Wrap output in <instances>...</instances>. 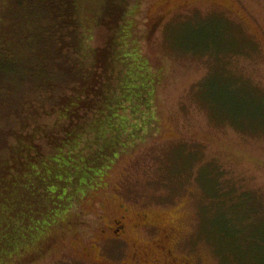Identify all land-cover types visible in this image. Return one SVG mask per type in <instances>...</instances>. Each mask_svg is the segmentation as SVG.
Listing matches in <instances>:
<instances>
[{
    "label": "rangeland",
    "instance_id": "1",
    "mask_svg": "<svg viewBox=\"0 0 264 264\" xmlns=\"http://www.w3.org/2000/svg\"><path fill=\"white\" fill-rule=\"evenodd\" d=\"M106 1L77 0L85 50ZM127 1L111 106L45 148L51 197L0 214V264H264V0Z\"/></svg>",
    "mask_w": 264,
    "mask_h": 264
},
{
    "label": "trees",
    "instance_id": "2",
    "mask_svg": "<svg viewBox=\"0 0 264 264\" xmlns=\"http://www.w3.org/2000/svg\"><path fill=\"white\" fill-rule=\"evenodd\" d=\"M118 1H106L96 25L116 28L102 51L83 46L77 0L0 6V214L18 218L49 199L52 185L37 177L50 160L45 148L65 152L111 106L121 81L115 40L128 10Z\"/></svg>",
    "mask_w": 264,
    "mask_h": 264
},
{
    "label": "flooded vegetation",
    "instance_id": "3",
    "mask_svg": "<svg viewBox=\"0 0 264 264\" xmlns=\"http://www.w3.org/2000/svg\"><path fill=\"white\" fill-rule=\"evenodd\" d=\"M122 220H124L123 218H121V220H114L115 225H117L118 227V231L117 230H113L112 232V236L114 238V241H118L121 242L123 239V235H121L120 233H123V228L125 229V225L124 222L122 223Z\"/></svg>",
    "mask_w": 264,
    "mask_h": 264
}]
</instances>
